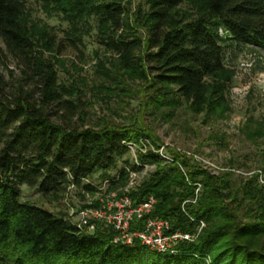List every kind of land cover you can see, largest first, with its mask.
<instances>
[{
  "label": "trees",
  "instance_id": "obj_1",
  "mask_svg": "<svg viewBox=\"0 0 264 264\" xmlns=\"http://www.w3.org/2000/svg\"><path fill=\"white\" fill-rule=\"evenodd\" d=\"M43 2L62 15L73 36L94 22L97 43L129 79L142 83L145 110L166 121L181 107L203 114V124L224 117L235 75L226 49L264 48V0H141L134 12L129 0ZM28 19L23 0H0V59L15 63L19 73L0 76V264H264V184L256 172L264 173V143L257 167L238 169L230 160L232 166L215 174L183 151L160 154L158 138L134 123L72 124L80 105L75 91L59 83L51 55L62 41L48 25L30 27ZM247 137H264V125ZM129 145L137 147L133 160ZM150 164L155 170L125 191L130 174ZM97 173L134 204L155 198L151 213L135 217L130 231L143 229L147 217L188 233L203 222L202 231L174 252L159 253L138 239L115 241L117 231L103 220H92L91 231L79 229L66 213L22 199L24 187L42 197L69 185L93 193L96 187L84 181ZM88 207L95 206L81 209Z\"/></svg>",
  "mask_w": 264,
  "mask_h": 264
},
{
  "label": "rangeland",
  "instance_id": "obj_2",
  "mask_svg": "<svg viewBox=\"0 0 264 264\" xmlns=\"http://www.w3.org/2000/svg\"><path fill=\"white\" fill-rule=\"evenodd\" d=\"M23 1L28 8V25L41 27L46 24L62 41L59 52L51 55L55 57L59 83L75 91L73 100L80 105L72 124L103 128L134 123L158 138L160 154H166V149L183 151L215 174L224 165H234L238 169L259 165L264 137L252 142L247 132L258 127V123L264 125V48L240 45L226 49V65L235 75L228 93L230 110L224 117L203 124V114L195 115L188 108L181 107L171 120L166 121L158 112L145 110L146 94L142 83L129 79L117 68L115 55L97 43L94 22L90 28L78 26L73 36L69 23L60 13L49 12L43 0ZM129 1L132 12L136 11L141 0ZM11 71L15 77L19 76L15 63L1 58L0 76L10 80ZM246 123L247 128L242 132ZM140 146L143 148L142 144ZM136 149V146L130 149V160L134 159ZM230 160H234V164L231 165ZM154 170L155 166L150 164L137 173H131L124 190ZM113 174L115 171L110 172ZM98 175L84 181L96 187L93 193L85 191L82 186L69 185L57 196L42 197L34 188L24 187L22 199L56 214L66 213L67 219L76 222L82 206L94 204L95 207L89 208H98L102 203L112 205L111 193L115 192L117 198L122 196L118 190H109L106 180L102 181Z\"/></svg>",
  "mask_w": 264,
  "mask_h": 264
},
{
  "label": "built area",
  "instance_id": "obj_3",
  "mask_svg": "<svg viewBox=\"0 0 264 264\" xmlns=\"http://www.w3.org/2000/svg\"><path fill=\"white\" fill-rule=\"evenodd\" d=\"M142 151L146 150L147 144L142 143ZM134 145H129L133 149ZM258 173L259 181L264 184V173L261 170ZM127 189H125L126 191ZM113 197L112 205H102L98 208H85L79 212V218L76 225L79 229L87 227L89 231L93 230L92 220H103L111 225L117 231L115 241H122L132 244L135 239L146 245L149 249L163 253L174 252L176 245L180 241H194L204 226L200 222L195 233L172 231L168 220L158 217H147L143 229L130 231L132 220L149 215L155 204V198L148 196L144 201L134 204L128 195H122L117 198L116 193H111ZM115 199V200H114Z\"/></svg>",
  "mask_w": 264,
  "mask_h": 264
}]
</instances>
